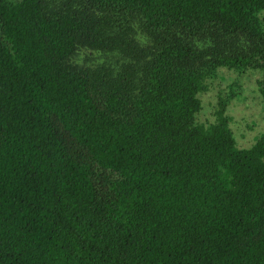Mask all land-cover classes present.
Listing matches in <instances>:
<instances>
[{"label": "trees", "instance_id": "1", "mask_svg": "<svg viewBox=\"0 0 264 264\" xmlns=\"http://www.w3.org/2000/svg\"><path fill=\"white\" fill-rule=\"evenodd\" d=\"M60 1L0 0V264H264V132L237 148L233 87L195 121L219 69L264 97V0Z\"/></svg>", "mask_w": 264, "mask_h": 264}, {"label": "rangeland", "instance_id": "2", "mask_svg": "<svg viewBox=\"0 0 264 264\" xmlns=\"http://www.w3.org/2000/svg\"><path fill=\"white\" fill-rule=\"evenodd\" d=\"M53 6H59L60 0H49ZM130 39L138 45L141 50L140 55H147L148 48L153 44L151 37L143 30L139 21H135L131 26ZM200 44L201 41L197 42ZM237 47L240 44H235ZM139 56V55H137ZM144 57V58H145ZM128 62L119 50H103L82 47L73 57L72 64L85 71L106 69L116 74L121 70V66ZM107 71V72H108ZM110 73V72H109ZM260 74L257 71L249 70L242 74L226 69H219L216 77L209 80L208 89L200 95L202 103L201 111L196 116L198 124H209L214 121L213 112L219 95L225 96L230 88H235L236 95L229 103L227 114L231 117L230 129L239 149L249 148L255 140L264 132V97L259 93L257 81ZM110 179L113 174H104Z\"/></svg>", "mask_w": 264, "mask_h": 264}]
</instances>
